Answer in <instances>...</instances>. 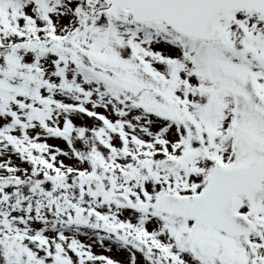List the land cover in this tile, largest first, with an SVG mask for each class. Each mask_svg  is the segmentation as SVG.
Instances as JSON below:
<instances>
[{"label":"snow or ice","instance_id":"snow-or-ice-1","mask_svg":"<svg viewBox=\"0 0 264 264\" xmlns=\"http://www.w3.org/2000/svg\"><path fill=\"white\" fill-rule=\"evenodd\" d=\"M0 264H264V0H0Z\"/></svg>","mask_w":264,"mask_h":264}]
</instances>
